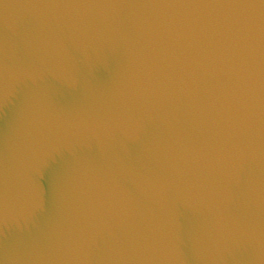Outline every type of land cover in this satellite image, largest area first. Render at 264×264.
<instances>
[{"label": "water", "instance_id": "1", "mask_svg": "<svg viewBox=\"0 0 264 264\" xmlns=\"http://www.w3.org/2000/svg\"><path fill=\"white\" fill-rule=\"evenodd\" d=\"M0 264H264V0H0Z\"/></svg>", "mask_w": 264, "mask_h": 264}]
</instances>
